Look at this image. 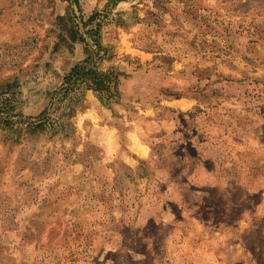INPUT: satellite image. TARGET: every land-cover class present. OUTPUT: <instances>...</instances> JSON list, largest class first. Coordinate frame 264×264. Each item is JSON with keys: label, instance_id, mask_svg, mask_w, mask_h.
Instances as JSON below:
<instances>
[{"label": "rangeland", "instance_id": "1", "mask_svg": "<svg viewBox=\"0 0 264 264\" xmlns=\"http://www.w3.org/2000/svg\"><path fill=\"white\" fill-rule=\"evenodd\" d=\"M0 264H264V0H0Z\"/></svg>", "mask_w": 264, "mask_h": 264}, {"label": "trees", "instance_id": "2", "mask_svg": "<svg viewBox=\"0 0 264 264\" xmlns=\"http://www.w3.org/2000/svg\"><path fill=\"white\" fill-rule=\"evenodd\" d=\"M95 18L96 14L90 17L86 23L90 25V29L87 31L90 42L85 38H80V42L85 45V60L81 64L76 65L70 73L64 77V84L60 89V92H63L64 96L68 95L69 90L75 89L77 86L83 84L86 90L97 93L100 99L104 93H109L111 89L115 92L117 89L118 77L120 74L101 72L96 67V60L102 59L106 50H103L99 44L100 24L94 23ZM101 53H103L102 56Z\"/></svg>", "mask_w": 264, "mask_h": 264}, {"label": "crops", "instance_id": "3", "mask_svg": "<svg viewBox=\"0 0 264 264\" xmlns=\"http://www.w3.org/2000/svg\"><path fill=\"white\" fill-rule=\"evenodd\" d=\"M139 153H140V156H141V157H143L144 155H145V157H146V155H147V152L145 151L144 148H141L140 151H139Z\"/></svg>", "mask_w": 264, "mask_h": 264}]
</instances>
